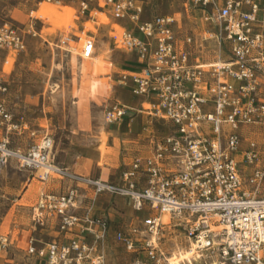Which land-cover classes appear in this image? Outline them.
Here are the masks:
<instances>
[{"label":"built area","instance_id":"1","mask_svg":"<svg viewBox=\"0 0 264 264\" xmlns=\"http://www.w3.org/2000/svg\"><path fill=\"white\" fill-rule=\"evenodd\" d=\"M93 1L80 3L83 14ZM99 2L110 7L114 20L135 26L132 32L114 30L112 39L115 49L137 58L133 69L119 75V84L142 101L138 109L110 106L106 123L121 124L136 111L170 122L174 132L150 156L133 159L118 183L105 182L52 168L48 133L26 152L12 148L10 134L28 125L16 121L1 99V170L14 163L31 174L44 169L42 181L52 173L71 182L61 193L42 194L32 208L35 225L55 220L59 240L36 247L39 241L31 237L28 254L38 264H106L111 225L95 204L111 195L146 214L114 233L115 242L132 254L131 264H171L159 243L174 228L183 229L201 257H215L213 264H264V0H190L206 21L216 22L219 39L230 46L229 61L210 64L192 60L197 42L179 38L174 16L142 21L134 0ZM34 26L31 22L28 33L36 36ZM25 49L16 29L0 26V50L8 52L0 93L8 91L3 79L11 74L6 71L11 54ZM95 50V40H86L81 59L91 60ZM163 216L175 223H165ZM5 242L0 238L1 246Z\"/></svg>","mask_w":264,"mask_h":264},{"label":"rangeland","instance_id":"2","mask_svg":"<svg viewBox=\"0 0 264 264\" xmlns=\"http://www.w3.org/2000/svg\"><path fill=\"white\" fill-rule=\"evenodd\" d=\"M82 1L85 0L40 4L37 0H0V26H12L26 44L25 51L12 53L9 58L6 71L11 74L3 79L8 91L0 93V100L5 99L16 121L23 119L28 125L21 137H11L12 148L26 152L48 133L53 140V166L70 174L118 183L133 159L150 156L155 144L171 135L174 128L168 121L136 111H130V117L121 124L106 123L105 112L116 103L130 109L141 108L142 101L119 84V75L133 69L137 58L115 49L113 44L114 30L123 31L117 23L128 29L129 21L114 20L110 7H103L99 0L91 2L83 14ZM134 1L142 8V21L163 15L176 18L179 38L192 37L197 42L191 48L193 61L210 64L230 60V46L219 39L216 22L206 21L204 13L193 8L190 0ZM44 6L49 7L54 18L41 16ZM31 22L35 24L36 36L28 33ZM88 39L96 42L95 54L91 60H82L80 55ZM7 53L0 50V71ZM11 164L0 168V238L6 241V246L0 245V264H38L28 254L30 238L39 241L36 247L59 239L55 220L51 218L43 227L35 225L32 208L42 194L71 182L52 173L42 181L44 169L31 174ZM21 198L23 201L17 203ZM95 212L104 215L111 225L104 248L106 264H131L132 254L115 242L114 233L143 220L146 214L111 195L97 200ZM162 219L175 223L168 216ZM162 234L159 247L167 259L192 247L182 228ZM216 261L206 254L197 260L192 258V264ZM181 264L191 263L186 260Z\"/></svg>","mask_w":264,"mask_h":264},{"label":"bare ground","instance_id":"3","mask_svg":"<svg viewBox=\"0 0 264 264\" xmlns=\"http://www.w3.org/2000/svg\"><path fill=\"white\" fill-rule=\"evenodd\" d=\"M49 6V5H48ZM44 6L43 9L40 11V14L41 16H43L44 18H54L53 14L49 12L48 8H53V9H57V7H54V6ZM89 28H91L89 26ZM52 168H55L57 169L58 167H52ZM45 169H48V168H45ZM183 251V250H181ZM179 254V253H178ZM192 258H195V260H197L198 258H201V256L195 251L194 248L191 247V249L189 251H186L185 252H181L179 256H176L172 259V262L171 264H181L182 262L186 261V260H189V262L192 264Z\"/></svg>","mask_w":264,"mask_h":264},{"label":"crops","instance_id":"4","mask_svg":"<svg viewBox=\"0 0 264 264\" xmlns=\"http://www.w3.org/2000/svg\"><path fill=\"white\" fill-rule=\"evenodd\" d=\"M121 21H123V20H120V21H117V22H121ZM129 23H130V26H129V28L126 29V30L132 32V31L135 30V26H134L131 22H129ZM117 26L122 27V26L119 25L118 23H117ZM122 28H124V27H122ZM124 122H125V121H124ZM111 126H112V125H111ZM126 127H129V125L126 126ZM114 130H119V129L114 128ZM23 134H25L24 131H21V132H12V133L10 134V139H11V137L14 138L15 136L21 137ZM4 135H5V131H4V130H1V132H0V139H1ZM11 165H12V164H11ZM17 169H18L19 171H21V172L23 171V170H20L18 167H17ZM63 185H64L63 187L60 188V186H59V188H56V190H53V191L50 192V193H61V192H63V191L65 190V188H66V185L69 186V183L66 184V182H65V183H63ZM22 201H23V198L18 199L16 202H17V203H21ZM55 226H56V225H55ZM53 228H54V227H53ZM51 229H52V228H51ZM55 235H56V237H58V236H59V233L56 232Z\"/></svg>","mask_w":264,"mask_h":264}]
</instances>
